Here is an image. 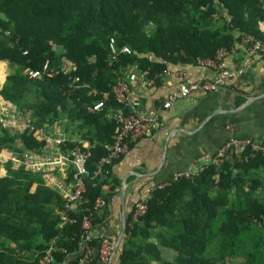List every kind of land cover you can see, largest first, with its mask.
<instances>
[{"label": "trees", "instance_id": "1", "mask_svg": "<svg viewBox=\"0 0 264 264\" xmlns=\"http://www.w3.org/2000/svg\"><path fill=\"white\" fill-rule=\"evenodd\" d=\"M262 23L264 0H0V62L13 68L0 96L36 129L64 127L70 136L61 145L65 152L74 140L96 143L85 194L93 210L98 196L109 202L121 187L113 171L102 177L95 166L117 127L107 113L121 107L110 94L120 69L136 66L158 81L172 66L214 58L244 33L264 40ZM111 38L118 50L128 45L132 53L113 58ZM75 77L79 88L70 91ZM99 100L106 105L94 110ZM46 144L35 130L12 132L0 124V150L19 162L0 157V264H43L58 235L57 246L66 252L57 250L54 263L75 255L78 261L80 224L59 227L63 195L26 167L27 152L42 154ZM67 171L71 179L73 167ZM143 200L145 214L135 219V204L126 214L119 264H264V153L238 157L231 151L222 164L158 185Z\"/></svg>", "mask_w": 264, "mask_h": 264}, {"label": "crops", "instance_id": "2", "mask_svg": "<svg viewBox=\"0 0 264 264\" xmlns=\"http://www.w3.org/2000/svg\"><path fill=\"white\" fill-rule=\"evenodd\" d=\"M244 58L245 52L241 49L225 57L224 63L226 67L236 68L245 62ZM0 64L2 87L8 75L5 69L10 64L5 61ZM177 68L186 70L185 83L204 80L215 73L210 67L196 64H181ZM167 70L152 86L126 79L132 93L138 96L143 113L159 112L160 128L151 135L138 137L114 164L113 175L121 181V187L108 206L98 210L95 240L112 235L115 253L110 263L102 261L100 239L94 245L91 264H119L123 212L130 213L136 202L150 196L154 187L169 183L179 172L193 168L203 156L216 153L232 137L264 140V60L261 57L245 64L238 88L228 84L215 93L193 91L170 108L160 109L167 95L182 83L173 66ZM4 101L0 96V105ZM4 171L3 167L1 172ZM76 258L71 256L62 264H79Z\"/></svg>", "mask_w": 264, "mask_h": 264}, {"label": "built area", "instance_id": "3", "mask_svg": "<svg viewBox=\"0 0 264 264\" xmlns=\"http://www.w3.org/2000/svg\"><path fill=\"white\" fill-rule=\"evenodd\" d=\"M264 30V23H262ZM110 49L112 57L116 58L120 53L131 54L132 50L128 45H123L120 50L117 47L115 38L110 40ZM244 50L245 58L244 63L236 68H229L225 66L224 58L230 55H235ZM259 56L264 60V40L256 39L253 35L244 33L241 40L231 47L220 48L214 58H198L196 65L202 67H210L215 70L212 77L204 80L191 81L185 83L188 79V74L185 69L174 68L179 74L181 86L178 89L170 92L163 101L160 109L170 108L175 102L180 101L187 97L193 91L204 92H218L231 84L235 88L239 87V81L245 71V64L252 63L254 59ZM71 65V61L63 66L62 71L66 72ZM48 62H46L44 69H47ZM165 70L162 74L166 73ZM31 77L40 75V71L28 70ZM50 75V74H49ZM129 79L131 82H141L147 86H152L156 79H149L143 73L137 71L136 66H125L120 69L114 84L111 87V93L114 99L121 105L117 110H111L107 113V117L117 123L113 140L111 143L105 145V153L99 155V159L95 161L96 175L106 177L113 171V166L124 154L131 148V143L138 137L151 135L160 128V115L159 112H153L145 115L140 108V101L138 96L134 95L131 91L130 84L126 81ZM79 77H75L69 90L79 88ZM106 105L105 100H99L94 103V110H102ZM2 115H0V124L6 128H15L24 131L25 128H30L34 131L40 139H46V148L44 153L40 154L36 151L27 152L26 167H29L34 172H41L45 181L49 186L57 188L63 195L66 201V208L62 212V221L59 225L63 229L66 225L80 224V241H79V264H91V254L94 251V244L97 237L95 233V220L94 215L98 210L108 206V201L105 196H98L95 200L93 210L88 205L89 198L86 197L87 183L86 178L89 176L90 171L87 166L88 160L93 156V150L96 148V143H91L88 140H74L75 145L68 151H63L61 145L67 144L70 138L65 131H61L59 127L54 129V133H47L45 128L36 129L35 125H31L29 121L22 120L13 111L9 109V105L5 101L0 105ZM17 115L21 124L13 125L3 123L5 118ZM235 152L238 157L243 153L251 151L254 153H264V140L255 138H238L232 137L219 150L210 155L203 156L201 162L196 163L193 168L179 172L175 178L185 176L187 178H194L207 165H220L224 162L226 156L231 152ZM73 167L71 179L68 169ZM70 179V180H69ZM108 187L104 186L106 190ZM87 205V206H86ZM84 208L85 211H82ZM148 210L146 200L136 202L133 217L138 219L141 215L145 214ZM86 211H90L87 213ZM81 212L82 216H71L70 213ZM84 212V213H83ZM81 217V218H80ZM61 235L54 237L48 248L42 256L43 264L54 263V253L61 249L66 252V248H59L57 243ZM99 254L101 260L110 263L113 260L115 253L114 237L112 235H103L101 238Z\"/></svg>", "mask_w": 264, "mask_h": 264}, {"label": "rangeland", "instance_id": "4", "mask_svg": "<svg viewBox=\"0 0 264 264\" xmlns=\"http://www.w3.org/2000/svg\"><path fill=\"white\" fill-rule=\"evenodd\" d=\"M13 70V68L10 66H8V68L7 69H5V72L8 74L10 71H12ZM4 76V75H3ZM2 113V110L0 109V115H2L1 114ZM1 117V116H0ZM20 117V119H22L23 120V118L21 117V116H19ZM19 117L17 116V115H15L14 114V116L12 117H7V118H5V121L3 122V123H5V124H9L10 122H12V124L13 125H18V124H21L20 123V121H19ZM3 126V125H2ZM3 127H5V126H3ZM63 128V127H62ZM8 129H10L12 132H14L15 130L13 129V128H8ZM64 129V128H63ZM63 129H61V131H63ZM0 157H2L3 159H6V160H8V161H12L13 159H16V155L12 152V154H9L8 152H7V150H4V149H2V150H0ZM14 161H16V160H14ZM16 163H19V162H17L16 161ZM2 173H4L5 174V171L4 172H2ZM34 187H35V185H34ZM168 254H167V257L168 258H171L172 256H174L175 254H174V252H171V251H169V252H167ZM242 259L240 258V259H238V261H236L237 263H239L240 261H241Z\"/></svg>", "mask_w": 264, "mask_h": 264}, {"label": "water", "instance_id": "5", "mask_svg": "<svg viewBox=\"0 0 264 264\" xmlns=\"http://www.w3.org/2000/svg\"><path fill=\"white\" fill-rule=\"evenodd\" d=\"M125 231H126V212L124 210L123 217H122V229H121V240L122 241L124 240L123 237L125 236Z\"/></svg>", "mask_w": 264, "mask_h": 264}]
</instances>
